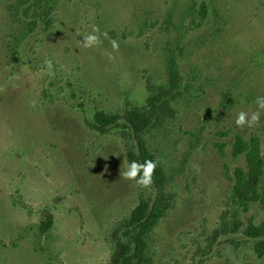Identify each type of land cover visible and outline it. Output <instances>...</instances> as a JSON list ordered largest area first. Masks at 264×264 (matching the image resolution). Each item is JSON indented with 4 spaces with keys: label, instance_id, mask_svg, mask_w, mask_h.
Here are the masks:
<instances>
[{
    "label": "rangeland",
    "instance_id": "rangeland-1",
    "mask_svg": "<svg viewBox=\"0 0 264 264\" xmlns=\"http://www.w3.org/2000/svg\"><path fill=\"white\" fill-rule=\"evenodd\" d=\"M191 1L58 0L53 23L12 60V0H0V264L109 263L115 228L149 188L120 175L119 133L86 122L96 110L142 106L172 57L189 88L148 140L172 177V202L146 241L147 264H264L244 234L264 222V207L230 200L244 166L231 154L235 137L256 136L264 157V111L258 126H235L264 96V0H195L207 4L195 30ZM92 25L107 37L85 49L80 34Z\"/></svg>",
    "mask_w": 264,
    "mask_h": 264
},
{
    "label": "trees",
    "instance_id": "trees-1",
    "mask_svg": "<svg viewBox=\"0 0 264 264\" xmlns=\"http://www.w3.org/2000/svg\"><path fill=\"white\" fill-rule=\"evenodd\" d=\"M58 0H12L8 6L12 17V60L26 38L39 28H47L53 23ZM207 4L192 0L185 10L190 15L192 30L198 29L206 18ZM184 16V15H183ZM167 23V22H165ZM189 85L183 81L178 61L170 58L167 63V80L164 84L148 88V96L140 107H133L123 113H109L96 110L87 125L101 135L116 131L123 139L127 164L135 160L159 159L153 184L149 191L142 192L137 206L130 215L114 230L115 251L108 264H147L151 262L146 255L147 239L165 215L171 205L170 182L172 177L166 174L161 157L157 155L149 141L154 133L166 128L176 115L175 105L184 97ZM150 137V139H149ZM223 146L218 145L222 153ZM232 156L243 155L244 166L233 170L231 181V204L243 211L253 203L264 207V189L260 182L264 174V157L260 152V141L251 136L244 141L235 137ZM51 223L48 218L47 224ZM46 226V227H48ZM239 223L233 224L237 230ZM244 234L255 240L254 253L264 263V222L260 226L249 223Z\"/></svg>",
    "mask_w": 264,
    "mask_h": 264
},
{
    "label": "clouds",
    "instance_id": "clouds-1",
    "mask_svg": "<svg viewBox=\"0 0 264 264\" xmlns=\"http://www.w3.org/2000/svg\"><path fill=\"white\" fill-rule=\"evenodd\" d=\"M80 35L83 36V41H80L81 46L85 49L99 46L102 43L101 36L107 37V33H101L99 27L96 25H92L90 33ZM110 43L113 51H118L119 43L116 40H111ZM45 63L49 69L52 68V62L50 60L45 61ZM3 91L4 89L0 87V92ZM255 103L257 108L250 114L244 110L237 113L235 118V126L237 128L243 129L245 126L252 128L259 125L260 114L264 111V96H257ZM159 163V159H146L142 163L133 160L128 164L127 169L120 173V175L126 180L136 181V183L143 188H150L153 184V175Z\"/></svg>",
    "mask_w": 264,
    "mask_h": 264
}]
</instances>
